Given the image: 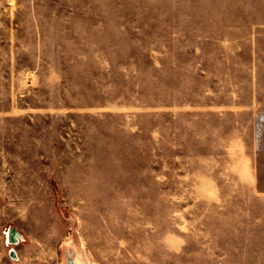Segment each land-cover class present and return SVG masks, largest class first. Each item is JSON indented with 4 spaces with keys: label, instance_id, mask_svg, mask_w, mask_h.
<instances>
[{
    "label": "rangeland",
    "instance_id": "rangeland-1",
    "mask_svg": "<svg viewBox=\"0 0 264 264\" xmlns=\"http://www.w3.org/2000/svg\"><path fill=\"white\" fill-rule=\"evenodd\" d=\"M261 24L264 0H0V264H264Z\"/></svg>",
    "mask_w": 264,
    "mask_h": 264
},
{
    "label": "water",
    "instance_id": "water-1",
    "mask_svg": "<svg viewBox=\"0 0 264 264\" xmlns=\"http://www.w3.org/2000/svg\"><path fill=\"white\" fill-rule=\"evenodd\" d=\"M24 235L19 231V229L15 225H10L7 230V243L8 244H17L21 240H24ZM65 255H64V263L65 264H80L75 254V248L72 245H67ZM10 256L13 259H18L19 256L15 248H11Z\"/></svg>",
    "mask_w": 264,
    "mask_h": 264
},
{
    "label": "built area",
    "instance_id": "built-area-1",
    "mask_svg": "<svg viewBox=\"0 0 264 264\" xmlns=\"http://www.w3.org/2000/svg\"><path fill=\"white\" fill-rule=\"evenodd\" d=\"M254 137L256 146L258 148L264 149V112H259L256 115Z\"/></svg>",
    "mask_w": 264,
    "mask_h": 264
},
{
    "label": "crops",
    "instance_id": "crops-1",
    "mask_svg": "<svg viewBox=\"0 0 264 264\" xmlns=\"http://www.w3.org/2000/svg\"><path fill=\"white\" fill-rule=\"evenodd\" d=\"M259 26L264 27V24H261V25H259Z\"/></svg>",
    "mask_w": 264,
    "mask_h": 264
}]
</instances>
